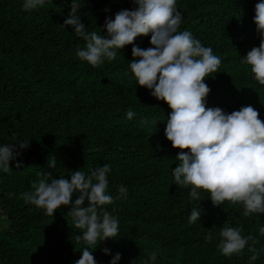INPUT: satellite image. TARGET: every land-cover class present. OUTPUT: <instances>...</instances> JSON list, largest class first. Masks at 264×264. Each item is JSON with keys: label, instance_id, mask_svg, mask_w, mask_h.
<instances>
[{"label": "trees", "instance_id": "16d2710c", "mask_svg": "<svg viewBox=\"0 0 264 264\" xmlns=\"http://www.w3.org/2000/svg\"><path fill=\"white\" fill-rule=\"evenodd\" d=\"M23 2L0 0V145L28 141L9 162L12 170L0 171V264H74L86 245L77 240L82 230L74 227L70 206H61L51 217L26 203L22 193L34 190L40 173L70 178L76 169L89 174L103 164L111 167L109 194L117 196L120 186L127 191L105 206L119 220L120 235L92 251L97 264H109L117 252V264H146L154 250L155 264H264V236L259 234L264 213L245 217L242 206L227 201L213 206L209 193L199 190L204 211L195 224L188 222L199 202L189 196L190 187L173 183L180 149L164 135L171 109L136 85L130 70L132 45L120 49L114 61L93 68L76 55L85 42L70 26H61L71 0H45L29 12ZM257 2L176 0V7L182 12L179 31L192 32L222 60L219 72L205 79L210 88L206 107L230 113L251 105L264 121V85L242 62L260 43L252 19ZM135 7L130 0H85L79 13L87 31H99L106 16ZM100 30L106 35V29ZM149 39L140 36L135 44L146 49ZM128 110L135 113L131 120ZM142 117L160 121L156 128H142ZM51 156L57 160L55 169L48 168ZM224 226L242 227V235L256 237L258 243L249 245L259 251L257 260H249L247 247L239 256L221 254L217 245ZM209 232L213 239L206 242ZM104 247L110 254L101 251Z\"/></svg>", "mask_w": 264, "mask_h": 264}, {"label": "clouds", "instance_id": "9594fccd", "mask_svg": "<svg viewBox=\"0 0 264 264\" xmlns=\"http://www.w3.org/2000/svg\"><path fill=\"white\" fill-rule=\"evenodd\" d=\"M84 2L71 0L68 17L61 24L64 28L70 26L85 42L84 48L77 49V57L98 68L105 60L114 61L120 49L132 45L130 70L136 85L150 90L153 97L163 100L171 109L164 135L172 147L180 149L175 157L177 166L172 169L173 183L190 187L189 196L199 202L191 208L188 222L195 224L204 211L199 190L209 193L207 198L213 206L221 207L227 201L242 206L245 217L264 213V121L251 105L230 113L220 107H206L210 88L205 79L219 72L222 60L192 32L179 31L182 12L177 9L176 0H130L136 5L134 9H121L114 17H105L100 27L106 29V35L101 34L100 27L99 31L86 30L79 13ZM44 5L45 0H24L22 8L29 12ZM254 12L252 19L260 43L242 57V62L250 66L254 79L264 85V0L254 5ZM140 36H150L151 47L137 46L135 40ZM134 116L132 110L126 112L127 119ZM157 121L160 120L142 117L140 126L156 128ZM27 146L28 141L0 145V171L9 173V162L21 154L17 149ZM47 164L49 169H55V156ZM15 167L20 168L21 162L17 160ZM110 171V165L103 164L89 174L76 169L70 178H54L52 171L44 172L38 174V182H33V191L22 193L26 203L43 209L51 217L61 206H70L68 213L74 227L82 230L77 240L86 245L79 249L81 255L74 264H97L92 251L101 241L120 235L119 220L105 206L126 197L127 190L120 186L117 196L109 194ZM74 194L77 195L73 200ZM242 231L239 226L222 227L217 247L226 257L239 256L247 247L251 253L249 260L255 261L260 253L252 245L258 240L251 234L242 235ZM259 234L264 236V226L259 228ZM212 239L213 233L209 232L205 240ZM101 251L110 254L107 247ZM157 256V250L148 253L146 264H155ZM120 259L117 252L109 264H117Z\"/></svg>", "mask_w": 264, "mask_h": 264}]
</instances>
